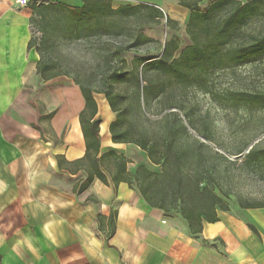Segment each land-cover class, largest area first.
I'll list each match as a JSON object with an SVG mask.
<instances>
[{"label":"crops","instance_id":"0c3cea01","mask_svg":"<svg viewBox=\"0 0 264 264\" xmlns=\"http://www.w3.org/2000/svg\"><path fill=\"white\" fill-rule=\"evenodd\" d=\"M32 16L29 5L0 0V264H264V206L217 210L218 220L193 235L134 186L113 185L108 152L122 154L130 173L159 166L135 144L111 141L115 113L96 97L107 183L94 178L77 191L90 170L79 123L84 102L70 79L37 73ZM59 84L77 90L65 109L46 96Z\"/></svg>","mask_w":264,"mask_h":264},{"label":"rangeland","instance_id":"374dc122","mask_svg":"<svg viewBox=\"0 0 264 264\" xmlns=\"http://www.w3.org/2000/svg\"><path fill=\"white\" fill-rule=\"evenodd\" d=\"M110 1L116 9L141 0ZM210 2L204 0L200 5L206 7ZM64 3L73 4V0ZM160 4L163 18L142 28L153 42L123 52L119 58L113 59L111 52L129 42L132 32L148 24L144 10L129 18L104 13L100 17L102 28L91 31L83 28L86 20H82L83 29L76 38L68 31L72 18L63 8H56L48 12L60 30L48 35L32 24V39L39 56L52 62L54 71L61 73L64 81L70 79L78 88L77 80L100 91L110 72L120 67L131 69L134 57L156 56L172 38L178 43L175 56L190 44L185 30L190 10L179 6L176 0H160ZM94 18L90 23L96 27ZM246 32L264 35V14L249 19ZM208 79V92L172 84L166 95L146 99L142 98L141 87L137 91L132 80L107 87L125 95L123 127L131 126L151 140L172 144L181 156V171L196 175L230 209L240 208L246 202H264V55L238 68L212 73ZM75 93V86L68 89L66 84H59L55 89L48 88L46 96L51 103L63 101L65 109L75 99ZM79 97L83 102L80 92ZM95 97L100 108L107 105L102 94Z\"/></svg>","mask_w":264,"mask_h":264},{"label":"trees","instance_id":"16d2710c","mask_svg":"<svg viewBox=\"0 0 264 264\" xmlns=\"http://www.w3.org/2000/svg\"><path fill=\"white\" fill-rule=\"evenodd\" d=\"M176 1L179 6L190 10L185 28L190 44L184 46L178 56L174 55L178 43L172 38L164 43L160 54L152 57H134L131 69L120 67L112 70L104 79L100 91L75 80L84 102V107L79 113V123L85 145L84 159H87L90 165L88 176L77 191L84 190L94 178L107 183L101 168L103 156L98 157L101 118L98 115L95 94L100 93L110 110L115 113L114 120L109 125L111 141L135 144L146 153L151 163L160 167L157 172L141 165L135 173H130L126 171L127 159L122 154L108 152L105 156L113 168L110 175L112 184L116 186L120 181H125L130 187L134 186L147 205L163 211L166 215L179 216L186 222L189 232L197 235L201 232L204 222L212 223L218 220L217 210L230 209L227 202L213 189L202 185L196 175H187L181 171L178 166L181 156L172 144L151 140L131 126L123 127L126 109L122 107V100L125 95L107 86L132 80L137 91L141 87L144 99L166 95L172 84H177L183 89L196 87L208 92L210 74L238 68L264 55V35L246 32L249 19L264 14V0H212L206 7L200 5L204 0ZM78 4L79 6H73L62 1L29 0L33 11L31 23L37 24L44 33L53 35L60 28L50 20L51 14L48 11L63 8L73 20V24L68 26V31L78 38L83 28L89 31L102 28L100 17L104 13L129 18L144 10L148 24L132 32L129 42L111 52L110 56L114 59L119 58L123 52L153 42L152 38L143 33L142 28L149 26V23L157 24L164 16L160 5L154 0L119 5L116 9H113L110 0H79ZM93 16L96 17V27L90 23ZM82 20H86V25L81 24ZM169 20L166 18V21ZM33 46L35 47V44L31 39L28 47ZM37 73L44 80L61 75L54 71V64L42 56L37 63ZM262 206L264 202H246L240 205L241 208ZM174 210H177V213Z\"/></svg>","mask_w":264,"mask_h":264},{"label":"built area","instance_id":"2783aa9c","mask_svg":"<svg viewBox=\"0 0 264 264\" xmlns=\"http://www.w3.org/2000/svg\"><path fill=\"white\" fill-rule=\"evenodd\" d=\"M15 3L19 6V7H26L29 4V0H15Z\"/></svg>","mask_w":264,"mask_h":264}]
</instances>
